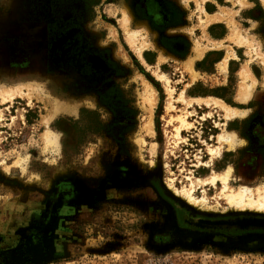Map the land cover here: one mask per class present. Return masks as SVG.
<instances>
[{
    "label": "rangeland",
    "instance_id": "obj_1",
    "mask_svg": "<svg viewBox=\"0 0 264 264\" xmlns=\"http://www.w3.org/2000/svg\"><path fill=\"white\" fill-rule=\"evenodd\" d=\"M162 5L180 21L176 4ZM185 8L189 32L168 38L143 0L127 24L123 0H0V90L21 89L0 92V264H264V223L195 221L253 213L232 210L219 181L194 178L231 166L229 186L264 184V3ZM213 8L221 22L207 25ZM179 114L190 127L176 138L168 121ZM228 129L232 148L217 141ZM190 178L200 209L168 187Z\"/></svg>",
    "mask_w": 264,
    "mask_h": 264
},
{
    "label": "bare ground",
    "instance_id": "obj_2",
    "mask_svg": "<svg viewBox=\"0 0 264 264\" xmlns=\"http://www.w3.org/2000/svg\"><path fill=\"white\" fill-rule=\"evenodd\" d=\"M128 35L130 37H133V32L128 34ZM242 74L246 75L247 74L246 70ZM159 76L162 77L161 75H159ZM244 87H245V85H244ZM247 88H248V86H247ZM246 89L244 88L243 91ZM0 92L4 93V95L2 96V100H5L8 98H11L14 94L21 93V89L20 88L11 89V90L10 89H1ZM248 94H249L248 91L246 93H244V95H245L244 97H247ZM179 98L181 100H185L184 96H182V95H180ZM195 100L197 102L203 101L204 104H206V105H208L209 101L211 100L214 105H216L220 109L224 110L223 112L225 113L226 117H231V116L236 115V114H243V112L240 113V111L235 110L229 106H226L224 103H221L222 101H218L219 99L217 100L216 98H213V99L212 98H210V99L196 98ZM75 103L77 104V102H75ZM75 103L73 102L74 106H75ZM185 103H186V105L190 104L189 101H186V100H185ZM64 109H66V107H64ZM172 121L178 122V125L174 126V128H173L174 129V136L176 138H180V130L182 128L190 127V122L187 121V119L184 115L179 114L176 116H171L168 122H172ZM146 125L149 127L150 123L149 124L147 123ZM50 132H46L44 134V140L46 143L56 144L57 143L56 135L53 134L52 132L51 133ZM217 141L220 144H226L228 148H232L237 143L236 135H235L234 131L229 130V129L224 130L221 133H218L217 134ZM238 141L240 143L242 140L240 139ZM207 150H208L209 154L213 155L219 151V146H216L213 148L209 147V148H207ZM230 172H231V166H227L222 171L212 172L209 176H207L205 178H199V176L198 177L194 176V178L198 182H201L202 184L208 182V183L214 185L216 183V181H219L221 183L220 195L225 199L226 203L230 206V208L234 211H242V212L252 211L253 214L249 215L251 217L248 218L246 213H243L244 215H241V216H238L236 218L229 219L226 221L221 220V219H208L207 221L206 220L200 221L199 218H198V220L195 219V221H197L200 224H203L205 226H210V227L216 226V225L241 227V226H245V225L247 226V225L259 223V222L264 223V218L254 217V216H259V215H256L254 212H260L261 211L262 213H264V184L257 185L255 188H251V187L245 186V185H240L236 188H233V187L228 185V178H229ZM194 178H190V187L189 188L182 187L180 190H177L170 183H168V187L175 195H177L178 197L181 198L180 199L181 202H183L184 204L192 205L193 207H197L198 209H200L199 205H200V203H202L204 201V197L197 199L191 193L192 190H190V189L193 187V183L195 180ZM242 184H244V183H242ZM263 216H264V214H263ZM202 221H204V222H202Z\"/></svg>",
    "mask_w": 264,
    "mask_h": 264
},
{
    "label": "crops",
    "instance_id": "obj_3",
    "mask_svg": "<svg viewBox=\"0 0 264 264\" xmlns=\"http://www.w3.org/2000/svg\"><path fill=\"white\" fill-rule=\"evenodd\" d=\"M174 4H176L184 13L182 14V17L180 21L175 22V23H169V15L163 11V5H162V0H143V7L145 14L150 16L152 18V21L157 24L158 26H162V29L158 30V35H163L168 38H174L178 36H186L189 32L190 29V23L186 22L187 16L185 13V5H189L190 1L192 0H171ZM264 3V0H261ZM123 2L126 4V16L125 12L123 13L122 21L123 23L128 22L129 20V15L133 17V9H132V4L134 3V0H123ZM206 12V19L205 21L208 22L207 25H213L216 23H220L221 21L219 20L220 16L217 15V10L212 9L211 11H205ZM136 23L138 25H142L145 28H150V20L147 18H144L142 16H138L136 19ZM135 32H133V37H130L129 35L127 36L128 40L130 43H133L135 40ZM231 40H235L236 43L242 44V37H238V34H235L233 37H230ZM159 50V48H158ZM161 51V50H159ZM163 54H167V50L162 51ZM170 53V52H169ZM196 56L201 55V50L196 49L195 50ZM247 72V71H246ZM197 102V101H196ZM213 103L211 100L209 103ZM206 105V104H205Z\"/></svg>",
    "mask_w": 264,
    "mask_h": 264
}]
</instances>
